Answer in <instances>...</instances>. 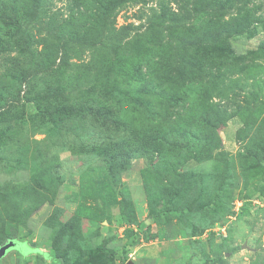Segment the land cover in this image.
Listing matches in <instances>:
<instances>
[{"label":"rangeland","instance_id":"rangeland-1","mask_svg":"<svg viewBox=\"0 0 264 264\" xmlns=\"http://www.w3.org/2000/svg\"><path fill=\"white\" fill-rule=\"evenodd\" d=\"M194 1L183 0L194 10L189 20L173 24L163 10L176 9L178 0H45L47 24L71 21L76 12L97 17L105 9L114 12L116 28L132 25L119 53L100 52L98 61L106 59L113 80L117 72L166 70L176 83L168 78L159 85L176 99L156 102L132 89L113 93L115 110L104 118L76 114L43 122L27 114L13 126L0 125V208L25 186L34 187L35 177H57L37 185L42 193L35 186L42 195L35 209L9 217L0 211V246L17 242L0 264H264V0L247 6L255 5L253 28L227 38L233 56L215 58H207L203 44L176 51L174 32L210 17L227 19L236 5L210 10L199 3L195 9ZM183 68L190 73L182 75ZM222 78L230 82L222 86ZM208 82L222 92L211 101L201 97ZM234 94L242 96L244 115L223 122L209 149L192 144V133L206 134L194 113L220 103L230 114ZM39 155L49 160L47 168L41 169Z\"/></svg>","mask_w":264,"mask_h":264},{"label":"trees","instance_id":"trees-1","mask_svg":"<svg viewBox=\"0 0 264 264\" xmlns=\"http://www.w3.org/2000/svg\"><path fill=\"white\" fill-rule=\"evenodd\" d=\"M253 1L255 0H195L193 2L195 9L199 3H204L210 10H213L215 6L226 9L236 5V11L227 19L210 17V20L206 19L205 24L202 23L199 26L193 24L185 32L176 29L174 36L179 40V44L174 49L184 52L188 50V46L189 49H197L200 48L199 44H203L204 50L208 52L207 58L233 56L227 38L244 31L248 32L253 28L255 5L249 8ZM43 3L45 0H0V125L7 123L13 126L15 121L27 114L28 118H38L43 122L50 118L61 119L71 115L74 117L76 114L82 115L83 118L88 116L104 118V115H109L110 109L115 110V106L112 105L113 93L114 95L117 92L130 94L132 89L134 91L142 89L140 96H151L156 99V102L159 99L175 102L176 98L168 94V90L161 89L159 85V83H167L164 80L168 78V83H176L169 77L168 71L151 72L148 76L134 69L129 74L117 72L119 77L113 80V74L108 69L106 59L104 58L103 63L98 61L100 52L119 53L132 25L116 28L114 12L111 15L105 9H101L97 17L93 14L86 16L76 12L71 14V21L58 23L55 20L47 24L42 21L43 17L48 16L43 10ZM191 11L194 10L187 9L183 0H178L177 8L172 10L164 7L163 15H168V21L175 24L189 20ZM74 16L76 19L77 17L82 19L75 21L72 18ZM29 17L32 21L26 22ZM92 17L94 20L91 22L83 19ZM108 17L111 19L109 25L105 27L104 20ZM51 18L57 19V15L52 14ZM213 20H215L214 23H212ZM150 29L154 34H159L155 28ZM147 36L149 37L148 34ZM145 47L148 46L145 45ZM158 48L163 51V46L160 45ZM156 50L157 48H151L148 51L154 53ZM259 51H264V43L261 44ZM104 67H106L105 72L102 71ZM234 69V66H231V71ZM190 71L188 68H183L180 73L186 75ZM120 78L126 85L121 86ZM111 79L112 82H110ZM220 81L222 86L230 82L225 78ZM208 83L210 86L204 94H201V97L208 101H211L212 97L213 99L220 97L222 92L218 83ZM109 84L113 85L112 93L107 92ZM5 85H10L9 94H6L7 92L3 89ZM192 85L190 83L186 88ZM180 90L178 89L177 95L183 96ZM6 97L9 99L3 105L2 101ZM197 97L195 95V98ZM240 97H242L241 94H234L232 98L234 109L230 114H227L226 106L221 107L220 103L211 102L210 109L205 114L194 113L199 127L206 129V134L192 133L189 136L190 142L208 149L214 146L218 127L233 117L244 115L246 111L244 106L238 104ZM112 113L115 114L114 111ZM168 116H171L170 113ZM112 123L115 125V117ZM207 153L209 154V150ZM41 157L42 155H39L38 164L41 169L47 168L49 160ZM49 176L51 175L34 178L32 183L39 192L42 193V187H39L41 184H47L48 180L55 181L57 178ZM35 186L29 184L22 188L20 194L14 199L10 197L6 204L1 202L0 211L7 213L5 215L9 217L13 210L35 209L39 203L36 196L42 197L37 190L35 191ZM1 220L3 217L0 214ZM97 252L110 258L114 257L113 252L103 247H98Z\"/></svg>","mask_w":264,"mask_h":264},{"label":"water","instance_id":"water-1","mask_svg":"<svg viewBox=\"0 0 264 264\" xmlns=\"http://www.w3.org/2000/svg\"><path fill=\"white\" fill-rule=\"evenodd\" d=\"M16 245H17V242H15V241H8L4 245H1L0 246V259L5 256L7 251H9L12 248H15ZM126 264H133V263L132 262H127Z\"/></svg>","mask_w":264,"mask_h":264}]
</instances>
